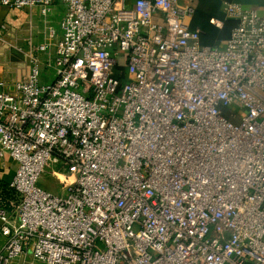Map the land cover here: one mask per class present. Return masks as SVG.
Wrapping results in <instances>:
<instances>
[{"label":"built area","instance_id":"1","mask_svg":"<svg viewBox=\"0 0 264 264\" xmlns=\"http://www.w3.org/2000/svg\"><path fill=\"white\" fill-rule=\"evenodd\" d=\"M62 1V37L29 40L30 73L0 81L19 197L0 207V264H264V12L228 4L238 23L217 48L192 2ZM48 167L62 195L39 185Z\"/></svg>","mask_w":264,"mask_h":264},{"label":"crops","instance_id":"2","mask_svg":"<svg viewBox=\"0 0 264 264\" xmlns=\"http://www.w3.org/2000/svg\"><path fill=\"white\" fill-rule=\"evenodd\" d=\"M135 0H129L133 5ZM192 2L196 8L191 20V29L199 30L198 43L201 46L224 48L231 37L232 30L238 21L227 13L228 4L236 2L245 8H257L264 12V0H180L181 4ZM67 6L59 0L51 13L45 16L40 6L32 9H17L0 6V28L7 27V39L11 44L0 42V81L12 83L30 73L33 62L27 55L30 49L29 40L34 46L60 39L63 34L62 21L66 15ZM217 21L222 25L218 26ZM54 37L51 39V34ZM21 48L22 51L16 49ZM40 68L48 67V55L39 53ZM5 89L0 87V90ZM18 162L6 156L0 159V182L11 184ZM5 244V238L0 236V251ZM17 262V261H16ZM16 262L14 264H16Z\"/></svg>","mask_w":264,"mask_h":264},{"label":"rangeland","instance_id":"3","mask_svg":"<svg viewBox=\"0 0 264 264\" xmlns=\"http://www.w3.org/2000/svg\"><path fill=\"white\" fill-rule=\"evenodd\" d=\"M40 78L42 83H47L52 81L54 79V69L41 68ZM236 109L241 113L245 112V110L244 109L242 110L240 106H236ZM39 185L42 188L52 191L56 194L59 195L63 194L62 185L60 184L58 179L52 174L51 167H48L46 172L43 173L42 177L40 178ZM33 260L34 259L32 256H27V257L22 256L20 258H17L16 264H31Z\"/></svg>","mask_w":264,"mask_h":264},{"label":"trees","instance_id":"4","mask_svg":"<svg viewBox=\"0 0 264 264\" xmlns=\"http://www.w3.org/2000/svg\"><path fill=\"white\" fill-rule=\"evenodd\" d=\"M19 202L16 190L6 182H0V207L9 212H14Z\"/></svg>","mask_w":264,"mask_h":264}]
</instances>
